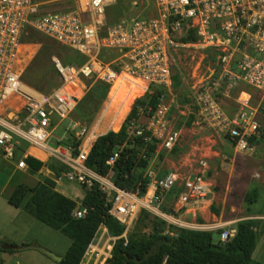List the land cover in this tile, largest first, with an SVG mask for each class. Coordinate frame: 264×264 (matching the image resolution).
<instances>
[{"label": "built area", "instance_id": "obj_1", "mask_svg": "<svg viewBox=\"0 0 264 264\" xmlns=\"http://www.w3.org/2000/svg\"><path fill=\"white\" fill-rule=\"evenodd\" d=\"M115 1L0 0V148L4 157L14 160L19 169L28 168L25 159L29 156L42 161V157L31 152L36 147L46 154L45 160L53 157L69 167L58 176L59 180H77L87 186L99 181L104 192L114 193L110 214L127 225L142 208H153L175 186L182 189L177 194L182 209L201 208L211 192L209 182L201 175L179 181L175 173L158 177L149 172L151 181L141 196L139 191L111 184L113 171L102 176L88 168L86 160L94 134L75 155L72 145L61 144V137L50 131L54 116L68 117L78 104L72 86L84 92V79H89L107 82L111 87L117 76L126 74L144 83V96L152 93L153 86L166 91L165 86L173 84L177 70V51L193 44L182 42L181 34L193 30L198 38L194 44L218 54L221 78L264 93V0H150L153 14L143 11L108 25L107 10ZM36 34L72 50L82 60L80 66L77 63L73 66L53 55L52 62L61 82L48 94L29 86L19 65L24 46L33 43L30 40ZM127 84L131 85L130 81ZM212 84L216 88L217 83ZM165 96L166 92L160 96L156 111L149 115V124L139 125V120H131L128 132L133 138L149 131L151 134L144 136L145 141L156 139L157 145L161 143L171 150L179 137L170 126L172 105L165 101ZM199 98L200 112L209 126L217 127L236 141L238 150H253L249 138L260 137L261 127L254 113L241 112L231 117L220 108L215 94L207 92ZM142 109L140 106L139 110ZM19 153L21 157L17 156ZM117 157L115 153L107 164L114 165ZM86 211L78 209L76 215L82 217ZM183 224L196 225L195 229L219 228L223 243L237 233L231 225Z\"/></svg>", "mask_w": 264, "mask_h": 264}, {"label": "rangeland", "instance_id": "obj_2", "mask_svg": "<svg viewBox=\"0 0 264 264\" xmlns=\"http://www.w3.org/2000/svg\"><path fill=\"white\" fill-rule=\"evenodd\" d=\"M135 1H137V6L134 5ZM127 2L131 3L133 16L143 11H149L150 14H153L151 13L152 2L150 0H127ZM190 34L191 32L185 33L183 31L181 40L193 44L181 47L176 53L177 70L174 71V75L178 77V83L175 86L172 84L164 88L166 90L165 101L172 105L169 111L170 126L177 132L179 138L171 150H166L161 143L158 144L156 152L150 158L148 168H138L137 172L149 175L151 171L161 177L165 171H168V173L177 174L179 181L192 175L203 176L210 185L211 192L207 196L210 204L205 203L198 211L210 222L207 226L217 223L223 227L226 225H231V227L235 225L236 227L234 223L239 218L259 219L257 226L259 239L253 258L263 260L264 93L247 84L235 85L231 84L228 79L221 78L218 54L205 46L194 44L196 41H186L185 38ZM39 49L40 44L37 43H27L24 46L19 63L23 72L25 69L31 68V62L37 56ZM53 55L60 57L65 64L73 66L76 63L77 66H80L82 62V60L79 61L81 57L72 50L59 48V46H54L50 50H46L44 55H40L39 60L34 64V68L43 60L45 61L44 64L48 66L49 72L41 81L45 94L50 93L61 82L59 76H53L56 74L51 61ZM212 82L217 83L216 88ZM92 83L91 80L84 79L86 88L83 93L80 90L77 93L78 103L82 101L83 104L87 105H80L79 110L73 111L68 117L58 118L54 116L50 131L53 135L61 137V141L67 139L70 132H74L81 136L83 146L93 134L95 139L110 130L119 131L122 123L130 114L134 105L116 124L117 127L113 126L112 123L118 114L117 108L121 105V103L114 104L112 101L111 89L114 82L106 95H100ZM212 90L214 91L212 92ZM207 92L215 94L220 108L228 116L235 117L241 112L256 115V119L261 125L259 131L262 139L251 143L253 150H238L235 143L224 132L219 131L217 127L209 126L205 122L204 115L200 112L199 97L207 94ZM140 97L142 98L144 95ZM192 115L195 118L188 125L187 122ZM149 118L145 110H140L139 125L149 124ZM54 141L52 139L50 142L53 144ZM17 156L21 157V154L19 153ZM41 159L43 162H47V165L57 163L53 157L48 160ZM49 167L44 166L36 173H32L28 168L19 169L14 160L4 157L0 148V264H57L58 261L44 252L43 249L63 257L70 246L71 239L69 237L37 220L22 208L7 202L8 196L19 184L33 187L38 182H42L46 176L57 180L56 189L58 191L77 202H81L85 195L83 183L77 180H59L54 170L49 171ZM254 190L258 191V197L254 198L256 201L249 203L247 195L252 194ZM108 197L113 199L114 193L109 192ZM209 205H214L219 213L212 209L210 213H205L206 207ZM163 207H167L174 218L166 219L168 223L195 229L196 225L190 227L183 224H189L192 214L191 212L183 213L180 208L181 204L177 203L176 194H166L162 200L153 204V208L142 209H148L153 215H156L154 210H161ZM140 213L138 212L132 221L126 225L123 234L125 238L128 237V232L134 228ZM201 221H203L202 218L198 216L197 223L194 224L201 225ZM207 230L215 231V242L220 240V234L216 232L220 230L219 228ZM116 239L117 237L112 236L107 227L101 226L87 250L86 264H105L111 257Z\"/></svg>", "mask_w": 264, "mask_h": 264}, {"label": "trees", "instance_id": "obj_3", "mask_svg": "<svg viewBox=\"0 0 264 264\" xmlns=\"http://www.w3.org/2000/svg\"><path fill=\"white\" fill-rule=\"evenodd\" d=\"M131 7V3L127 0H116L107 10V24H115L129 17L132 14ZM197 39L193 30L190 36L185 38L186 41H197ZM30 42L40 44V49L31 62V68L25 69L22 73V78L29 86L45 93L41 81L49 72L48 66L44 64V60L35 65L36 68L34 64L39 60L40 55L46 53V50L54 46L63 47L37 34ZM102 58L108 60L106 55H102ZM52 67L56 73L53 76H59L54 64ZM177 83L178 77L174 75L173 85ZM92 84L100 95H106L110 89V84L104 81H96ZM152 89V93L136 101L119 131L110 130L94 139L86 160V165L91 170L102 176H107L110 171H113L112 180L117 187L133 192L139 191L141 196L147 192L151 179L147 174H139L137 169L148 168L150 158L156 152L157 144L156 139L152 142L144 140V136L151 134L149 131L132 138L128 132V125L131 120L139 119L140 106L148 115L156 111L160 96L165 91L157 86H153ZM81 103L77 104L74 112L79 110L80 105H87L83 104L84 102ZM194 118L192 115L187 124L190 125ZM261 139L254 135L249 138V141L255 143ZM231 141L236 143V141ZM60 143L72 145L74 154L77 155L82 146V139L81 136L70 132L68 138ZM115 153H118V157L114 165L107 164ZM25 160L28 170L32 173L39 172L44 166H50L58 177L69 170L67 165L59 161L56 164L47 165V162L32 156ZM56 185V180L50 176H46L42 182H38L33 187L19 184L8 196V202L15 207L22 208L37 220L71 239L70 246L57 264H82L101 226H106L109 233L117 237L111 257L105 264H264V257L263 260L253 258L259 239L257 230L259 219L239 220L236 223L235 236L223 243L221 239L218 242L214 241L215 231L180 227L153 215L148 209H142L134 228L125 238L123 234L126 225L110 214L112 199L100 188L99 181L94 180L90 186L83 184L85 195L81 202L58 191ZM181 190V187L175 186L170 193L177 195ZM250 194L247 195V200L252 203L256 201L254 198L258 197V191L254 190L252 196ZM78 209L87 211L82 217H78L76 215ZM212 210L219 212L214 206ZM216 232L221 234V230Z\"/></svg>", "mask_w": 264, "mask_h": 264}, {"label": "bare ground", "instance_id": "obj_4", "mask_svg": "<svg viewBox=\"0 0 264 264\" xmlns=\"http://www.w3.org/2000/svg\"><path fill=\"white\" fill-rule=\"evenodd\" d=\"M127 81H130L131 85L127 84ZM144 87L145 85L141 80L133 79L132 77L126 74L117 76L115 78L111 89L112 101L114 104L121 103V105L117 108L118 114L116 115V120L112 123L113 126H116V124H118L120 120L130 111L134 100L142 95ZM79 90L82 92L80 88L76 87L75 85L72 86V92L76 96ZM31 152L36 155H39L42 158L46 157L43 151L40 149L32 148Z\"/></svg>", "mask_w": 264, "mask_h": 264}, {"label": "crops", "instance_id": "obj_5", "mask_svg": "<svg viewBox=\"0 0 264 264\" xmlns=\"http://www.w3.org/2000/svg\"><path fill=\"white\" fill-rule=\"evenodd\" d=\"M80 137V136H79ZM97 138V137H96ZM34 148H36V147H34ZM45 156H46V154H45ZM49 159V158H48ZM45 160V159H44ZM43 161V160H42ZM50 169V170H49ZM49 171H51V168L49 167ZM151 172V171H150ZM168 174V171H165L164 172V175H167ZM162 177V176H161ZM63 180V179H62ZM57 181V180H56ZM110 182H111V184H114V182H113V180H111V178H110ZM110 184V186H112ZM62 193V192H61ZM113 193V192H112ZM169 194V193H168ZM176 199V198H175ZM208 201V200H207ZM8 202V201H7ZM180 203L181 204V202L180 201H177V203ZM209 202V201H208ZM208 202H206V203H208ZM9 203V202H8ZM209 204H210V202H209ZM212 205H209V206H207L206 207V211H205V213H210L211 212V209H212V207H211ZM214 206V205H213ZM181 208V210H183V213L184 214H187V213H190L191 212V221L189 222V224L190 223H192V224H194V223H197V220H198V216H200L201 218H202V220L203 221H201V225L202 226H207L210 222L209 221H207V219H205V217H203V215L198 211V210H200L201 208H199V209H187V210H185L184 208L182 209V207H180ZM155 211V214H156V216H158V217H160V218H162V219H164V220H166V219H174L173 218V216H172V214H171V212L169 211V209L167 208V207H163L161 210L160 209H155L154 210ZM219 211V210H218ZM219 213V212H218ZM181 215H183V214H181ZM206 216H207V214H206ZM248 218V217H247ZM241 219H246V218H239V219H237L236 220V222L234 223V224H236L239 220H241ZM183 222V221H182ZM230 224H232V223H230ZM235 226V225H234ZM104 227H106V226H104ZM200 230H207V228H203V229H200ZM87 255V254H86ZM86 255H85V257H84V259H83V261H82V264H86L87 263V259H86Z\"/></svg>", "mask_w": 264, "mask_h": 264}, {"label": "water", "instance_id": "obj_6", "mask_svg": "<svg viewBox=\"0 0 264 264\" xmlns=\"http://www.w3.org/2000/svg\"><path fill=\"white\" fill-rule=\"evenodd\" d=\"M44 252H46L48 255H50L51 257H53L54 259H56L58 262H60L62 260V257L60 256H57L56 254L50 252V251H47L45 249H43Z\"/></svg>", "mask_w": 264, "mask_h": 264}]
</instances>
